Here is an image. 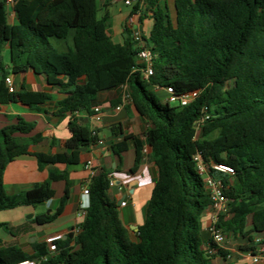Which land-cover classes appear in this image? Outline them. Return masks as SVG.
<instances>
[{"label": "trees", "instance_id": "obj_1", "mask_svg": "<svg viewBox=\"0 0 264 264\" xmlns=\"http://www.w3.org/2000/svg\"><path fill=\"white\" fill-rule=\"evenodd\" d=\"M112 1L15 0L19 22L10 25L8 3L0 0V105L9 94L2 61L6 45H10L14 73L32 69L50 79H69L63 88L71 96L60 103L56 113L60 116H91L102 92L127 85L136 111L150 123L148 157L158 169L145 224L138 240L132 241L117 205L107 195L110 173L101 169L92 176L89 206L76 236L69 233L57 241L53 254L45 242L34 243L33 254L16 247L0 249V264L27 259L40 264H209L214 255L226 259L223 248L203 238L201 217L212 201L196 168L198 154L209 173L222 181L229 199L227 213L219 217L216 228L247 239L249 244L240 249L254 254L250 231L264 233V0H174V21L161 0H141L145 8L140 21L154 20L145 39L156 55L149 81L134 71L139 63L131 30L125 26L124 42L116 43L108 34L109 16L98 18L101 7ZM131 8L133 14L139 4ZM71 30L74 49L59 52L51 40L66 39ZM81 77L86 78L84 84L77 83ZM156 87H171L179 98L194 92L197 96L187 105L163 104L154 93ZM29 98L38 103L50 99L45 94ZM16 119L0 130V212L48 201L54 196L52 183L67 181L66 174L52 170L39 188L6 193L7 165L42 141L41 136L15 137L29 134L35 126L22 117ZM199 123L201 135L195 139ZM69 129L67 151L35 153L39 167L77 164L81 153L97 142L88 125L73 120ZM120 130L121 126L113 128L115 133ZM126 149V142L113 145L116 154ZM143 155L138 146L132 172L138 170ZM219 164L231 167L233 173L212 169ZM68 198L67 188L53 214L37 215L31 221L53 222ZM211 249L216 254H210Z\"/></svg>", "mask_w": 264, "mask_h": 264}, {"label": "crops", "instance_id": "obj_2", "mask_svg": "<svg viewBox=\"0 0 264 264\" xmlns=\"http://www.w3.org/2000/svg\"><path fill=\"white\" fill-rule=\"evenodd\" d=\"M103 3V2H102ZM162 6L167 4L172 13L174 0H161ZM7 18L10 25L19 22L13 4H8ZM132 8L125 4V0H113L107 7H101L98 18L109 16L110 26L108 34L116 43H123V32L131 17ZM174 13L172 18L174 21ZM150 18V17H149ZM142 30L144 20H138ZM74 34L71 30L66 39L53 38L51 41L59 52H67L74 49ZM2 61L8 71L15 90L9 92L7 102L0 105V130L7 125L15 124L17 117L34 123V129L29 134H16L17 138L31 139L41 136L42 141L29 147V154L16 157L10 162L4 174V188L8 195L23 194L42 186L49 178L52 170H57L67 175V181L59 180L52 183L54 196L48 201L31 206H21L11 210L0 212V249L16 247L26 254H33L34 243H44L45 239L52 235L67 234L80 225L86 215L89 206V196H85L84 190L91 183V173L85 167L88 161H92L95 172L105 169L109 171L112 185L107 191L108 198L115 203L123 225L129 232L132 241L138 240V231L144 226L147 216V208L155 183L158 177V169L149 160L148 154H144L139 168L132 172L136 164L138 146L143 150L148 148L147 130L150 123L138 114L128 96V86L124 85L115 90L102 92L98 97V105L95 108L101 110V120L94 122L87 113H66L57 115L59 105L71 95L63 87L69 84L66 76L50 79L44 74L36 73L30 69L27 72L14 73L11 59L10 45L2 50ZM85 77L77 80L78 84H84ZM48 95L49 100L42 103L31 101L29 96ZM166 97L163 93L162 99ZM31 102L33 105L31 106ZM94 108V110H95ZM93 110V112H94ZM75 120L80 125H88L95 128L97 142L89 146L80 155L77 164H47L39 167L35 153L63 154L67 151L65 143L71 137L69 124ZM121 126L120 132H113L114 127ZM127 143V149L119 154L113 150V145ZM69 190V198L64 205L63 212L53 222L38 225L31 221L35 216L53 214L65 194ZM125 201L126 205L121 203ZM31 214V219L25 216ZM251 225V219L248 226ZM212 226V212L208 209L201 217V229L203 238L210 239L209 230ZM256 245L254 254L243 252L240 247L246 246L247 239L226 235L227 239L222 248L227 252V258L214 255L209 264H264V233L250 231ZM255 259L258 261L255 262Z\"/></svg>", "mask_w": 264, "mask_h": 264}, {"label": "built area", "instance_id": "obj_3", "mask_svg": "<svg viewBox=\"0 0 264 264\" xmlns=\"http://www.w3.org/2000/svg\"><path fill=\"white\" fill-rule=\"evenodd\" d=\"M8 4H15V0H8ZM125 4L127 6L133 7L136 4H139V9L135 13L131 15L127 22V27L132 32V37L135 43V47L137 49V59H138V67L134 69V71L140 73V77L143 81H149V79L152 77L154 73V63L156 59V55L153 52V50L146 44L145 38L143 35V30L141 26L139 25L138 20L140 19L142 15V11L145 8V4L141 0H125ZM150 15V14H149ZM6 85L9 92H13L15 90L13 82L10 77L6 78ZM157 90H164L166 97L163 99L165 103H174L179 105H187L192 100L195 99L197 96V92L185 95L181 98L177 97L174 94V91L171 87L167 88H160L156 87ZM129 98V95L127 96ZM101 110L100 108H95L94 114L91 116V119L94 122H98L101 120ZM93 135H97L96 129L92 128ZM201 131L200 123L196 126V131ZM143 153L146 155L149 153V149L145 148L143 150ZM196 160V168L199 174L202 176L204 180V185L207 193L210 196V199L212 201V205L210 207V210L212 212V226L209 230L210 233V239H212L218 247L222 248V245L227 239V234L221 232L216 228V224L219 220V217L223 214L227 213L229 199L224 194V186L220 179L212 176L209 173V169L204 163L201 155H197L195 157ZM85 167L90 171L91 176L95 174V171L93 169L92 161H88ZM212 169L224 173V174H231L233 173V170L231 167L226 165H212ZM92 178V177H91ZM112 185V182H110V186ZM85 196H89V187H86L84 190ZM122 206L126 205V202L123 201L121 203ZM69 233H73L75 236L79 233V228H74ZM62 239V235H52L45 239V243L47 244L48 252L53 254L57 251L56 242ZM210 254H216L215 249L209 250ZM47 257H44L42 260H46ZM258 260L255 259V262ZM16 264H40V261L38 260H31L27 259L21 262H18Z\"/></svg>", "mask_w": 264, "mask_h": 264}, {"label": "rangeland", "instance_id": "obj_4", "mask_svg": "<svg viewBox=\"0 0 264 264\" xmlns=\"http://www.w3.org/2000/svg\"><path fill=\"white\" fill-rule=\"evenodd\" d=\"M163 4H164V0H163ZM171 9H172V13H174V8H173V5H171ZM144 28H143V35H144V38L145 39H148L149 38V34H150V30L152 29V26H153V23H154V20L152 18H145L144 19ZM154 93L155 95L157 96V99L159 100V102L165 104V101L162 99V95L164 92V90H157V89H154ZM171 105H175L174 103H171ZM201 135V131H195V134H194V138H199ZM30 214H28L27 216H25L26 219H28V216Z\"/></svg>", "mask_w": 264, "mask_h": 264}, {"label": "water", "instance_id": "obj_5", "mask_svg": "<svg viewBox=\"0 0 264 264\" xmlns=\"http://www.w3.org/2000/svg\"><path fill=\"white\" fill-rule=\"evenodd\" d=\"M4 2L5 3H8V0H4ZM33 216L30 214L29 216H28V219H31Z\"/></svg>", "mask_w": 264, "mask_h": 264}]
</instances>
